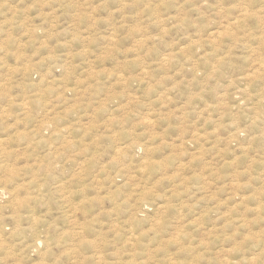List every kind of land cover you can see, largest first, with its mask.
Returning a JSON list of instances; mask_svg holds the SVG:
<instances>
[{
	"label": "rangeland",
	"instance_id": "1",
	"mask_svg": "<svg viewBox=\"0 0 264 264\" xmlns=\"http://www.w3.org/2000/svg\"><path fill=\"white\" fill-rule=\"evenodd\" d=\"M263 64L264 0H0V264H264Z\"/></svg>",
	"mask_w": 264,
	"mask_h": 264
},
{
	"label": "bare ground",
	"instance_id": "2",
	"mask_svg": "<svg viewBox=\"0 0 264 264\" xmlns=\"http://www.w3.org/2000/svg\"><path fill=\"white\" fill-rule=\"evenodd\" d=\"M242 11H243V10H242ZM245 11H246V9H245ZM240 12H241V11H240ZM242 13H243V12H242ZM243 16H244V15H243ZM215 32H216V31H214V33H215ZM216 33H217V32H216ZM261 63H262V62H261ZM263 65H264V64H263ZM262 71H263V70H262ZM17 196H18V195H17ZM17 196L15 195L16 198H17ZM25 197H26V196H25ZM18 198H19V197H18ZM18 198H17V199H18ZM21 198H22V197H21ZM26 198L29 199L28 197H26ZM27 199H26V201H27ZM15 200H16V199H14V201H15ZM10 201L12 202L13 199H11ZM26 201H25V202H26ZM28 201H30V200H28ZM31 201H32V200H31ZM16 202H17V201H16ZM21 204H22V203H21ZM26 204H28V202H26ZM26 204H25V205H26ZM11 206H13V204H12ZM18 206H19V205H18ZM22 206H24V205H22ZM16 207H17V206H16ZM13 208H14V207H13ZM11 209H12V207H11ZM29 209H30V207H29ZM32 209H33V208H32ZM12 210H13V209H12ZM20 210H21V209H20ZM20 210H19V212H20ZM34 210H35V209H34ZM0 211H1V210H0ZM30 211H31V210H30ZM1 212H2V211H1ZM1 212H0V213H1ZM16 212H17V209H16ZM16 212H15V213H16ZM27 212H28V211H27ZM13 213H14V212H13ZM17 214H18V213H17ZM19 214H20V213H19ZM21 214H22V213H21ZM31 215H32V214H31ZM14 216H15V215H14ZM15 217H16V216H15ZM20 217H21V215H20ZM20 217H19V218L17 217V219H21ZM32 218H33V217H32ZM14 220H15V219L13 218V221H14ZM15 221H16V220H15ZM17 223H18V221H16L15 224H17ZM19 224H20V223H19ZM16 226H18V225H16Z\"/></svg>",
	"mask_w": 264,
	"mask_h": 264
}]
</instances>
